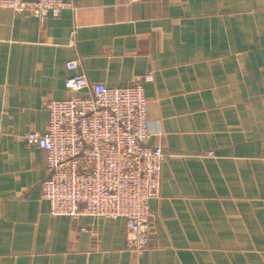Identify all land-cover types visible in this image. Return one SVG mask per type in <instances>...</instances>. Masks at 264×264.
Instances as JSON below:
<instances>
[{
    "label": "crops",
    "instance_id": "0c3cea01",
    "mask_svg": "<svg viewBox=\"0 0 264 264\" xmlns=\"http://www.w3.org/2000/svg\"><path fill=\"white\" fill-rule=\"evenodd\" d=\"M64 3L45 24L0 9V264H264V0ZM70 61L110 88L151 78L150 144L169 157L142 256L124 220L42 198L46 154L24 137L72 96Z\"/></svg>",
    "mask_w": 264,
    "mask_h": 264
},
{
    "label": "built area",
    "instance_id": "2783aa9c",
    "mask_svg": "<svg viewBox=\"0 0 264 264\" xmlns=\"http://www.w3.org/2000/svg\"><path fill=\"white\" fill-rule=\"evenodd\" d=\"M65 6L64 0H0V9L42 24L60 16ZM79 65L66 64L65 89L72 96L46 103L45 132L24 137L46 154L42 198L51 216L124 220L127 247L142 256L152 233L150 202L160 195L169 157L161 144H150L144 82L151 78L110 88L73 74Z\"/></svg>",
    "mask_w": 264,
    "mask_h": 264
},
{
    "label": "water",
    "instance_id": "95a60500",
    "mask_svg": "<svg viewBox=\"0 0 264 264\" xmlns=\"http://www.w3.org/2000/svg\"><path fill=\"white\" fill-rule=\"evenodd\" d=\"M25 1H28V2H34V1H37V0H25Z\"/></svg>",
    "mask_w": 264,
    "mask_h": 264
}]
</instances>
